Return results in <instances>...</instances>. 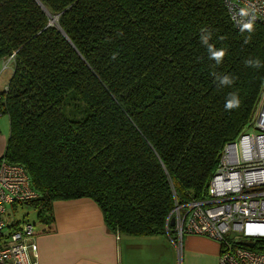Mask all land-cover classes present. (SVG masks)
I'll list each match as a JSON object with an SVG mask.
<instances>
[{
    "label": "trees",
    "instance_id": "obj_1",
    "mask_svg": "<svg viewBox=\"0 0 264 264\" xmlns=\"http://www.w3.org/2000/svg\"><path fill=\"white\" fill-rule=\"evenodd\" d=\"M10 57L0 161L27 168L38 222L86 198L128 238L175 235L176 204L207 198L264 88V26L236 29L225 0H0Z\"/></svg>",
    "mask_w": 264,
    "mask_h": 264
},
{
    "label": "built area",
    "instance_id": "obj_2",
    "mask_svg": "<svg viewBox=\"0 0 264 264\" xmlns=\"http://www.w3.org/2000/svg\"><path fill=\"white\" fill-rule=\"evenodd\" d=\"M225 6L236 29L264 26V0H225ZM41 198L25 166L0 161V264H38L35 226L14 220L8 207ZM172 218L179 252L184 237L198 236L220 245L219 264H264V252L256 250L264 242V90L247 131L224 147L207 198L176 205L168 223ZM231 233L256 242H231Z\"/></svg>",
    "mask_w": 264,
    "mask_h": 264
},
{
    "label": "crops",
    "instance_id": "obj_3",
    "mask_svg": "<svg viewBox=\"0 0 264 264\" xmlns=\"http://www.w3.org/2000/svg\"><path fill=\"white\" fill-rule=\"evenodd\" d=\"M5 63L0 62V69ZM11 68L7 81L0 74V94L13 76V64ZM8 140L0 134V159ZM39 224L38 264H219L220 245L204 237H185L179 252L169 235L128 238L110 232L91 199L56 202L52 222Z\"/></svg>",
    "mask_w": 264,
    "mask_h": 264
},
{
    "label": "rangeland",
    "instance_id": "obj_4",
    "mask_svg": "<svg viewBox=\"0 0 264 264\" xmlns=\"http://www.w3.org/2000/svg\"><path fill=\"white\" fill-rule=\"evenodd\" d=\"M53 22H56V20L54 19ZM13 57L8 58L5 61L6 63L4 64V68L2 67L0 69V74L3 76L2 80H6L7 81L11 77V75H12L11 65L13 63ZM8 86L5 88V90L2 92V94L8 91ZM263 90H264V88H263ZM2 94H0V97L1 98L3 96ZM0 134L3 137L6 136L7 138H9V135H10V121H9V117L7 115H3V116L0 117ZM176 205H180V203H177ZM8 211H9V214L12 215V217L16 221L30 223L31 225H34L35 226V230H37V229H39L41 227L40 224H39V222H38V219H37V212H36V210L33 207L29 206V205H26V204L19 205V206H17L16 209H13L12 207H8ZM172 219L169 221V223L167 221V223L171 225ZM168 220H169V218H168ZM171 227H172V225H171ZM172 228L175 229V226L172 227ZM171 238H172L173 242L176 245L175 235H173V237H171ZM229 240L231 242H234V243H240V242L241 243H244V242H249V241H252V243H255L256 242V240L245 239L241 233H231L230 234V237H229Z\"/></svg>",
    "mask_w": 264,
    "mask_h": 264
},
{
    "label": "clouds",
    "instance_id": "obj_5",
    "mask_svg": "<svg viewBox=\"0 0 264 264\" xmlns=\"http://www.w3.org/2000/svg\"><path fill=\"white\" fill-rule=\"evenodd\" d=\"M230 81H228V79L227 78H225V80L223 81V83H229ZM239 104H240V100H239V98L237 97V96H233L227 103H226V105H225V108L226 109H231V108H233V107H237V106H239Z\"/></svg>",
    "mask_w": 264,
    "mask_h": 264
},
{
    "label": "water",
    "instance_id": "obj_6",
    "mask_svg": "<svg viewBox=\"0 0 264 264\" xmlns=\"http://www.w3.org/2000/svg\"><path fill=\"white\" fill-rule=\"evenodd\" d=\"M171 225H172V227L175 226V220H174V219H172V221H171ZM244 245H245L246 247H248V248H251V249H253V248L255 247V245L252 244V243H245Z\"/></svg>",
    "mask_w": 264,
    "mask_h": 264
}]
</instances>
